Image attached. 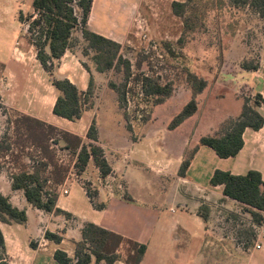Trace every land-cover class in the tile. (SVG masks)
Returning a JSON list of instances; mask_svg holds the SVG:
<instances>
[{"label": "crops", "instance_id": "1", "mask_svg": "<svg viewBox=\"0 0 264 264\" xmlns=\"http://www.w3.org/2000/svg\"><path fill=\"white\" fill-rule=\"evenodd\" d=\"M171 2L183 3L179 0ZM142 4L143 0H93L88 27L95 34L120 44L122 49H125V46L128 48V45H132L129 40L132 39L131 35L136 28V19L141 17ZM18 38L19 35L16 33L0 29V73L9 82H16L18 78L24 76L26 82L34 84L38 82L37 75L42 76L43 79L47 74L38 63L37 53L33 57L34 64L27 63L30 59H27L26 55L31 50L19 47ZM239 60L237 63L235 58L227 59L231 66H228V72L222 75V81L220 79L215 81V77L212 80L205 79L208 87L197 98L199 104L197 113L176 130L167 132L163 141L158 140L159 150L153 149V153L144 160L150 172L152 171L149 167L153 162H158L159 169H162L157 171L158 173H153L159 182L150 185L151 195H146L144 198L142 194L137 196L129 183L126 189L131 201H127L123 195L103 190L98 195V205H104L105 208L97 211L79 184L89 202L90 211L79 214L70 202L63 203L66 197L64 195H60L57 203L59 209L77 219L78 222L70 224L62 217L45 214L34 208L36 211H33L21 192L11 190L9 176L0 172V193L9 197L15 206L25 209L27 213L26 224L0 223L7 262L58 264L54 259L57 250H63L73 259V242L81 239L82 224L93 223L146 246L141 264H214L212 261L209 262V259L219 257L226 259L232 256L238 258L231 262L232 264H261V260L264 261V246L261 250H256L255 246L254 249L231 246L228 238L215 231L213 222L216 211L224 216L228 215L229 219H237L240 215L247 216L252 227L257 230L262 226L259 227L254 223L250 208L226 198L223 195V186L213 187L210 180L216 170L229 172L235 176H244L255 171L261 175L264 182V126L259 131L249 128L245 130L244 147L234 158L220 159L212 149L203 146L198 148L202 137L218 135L217 127L224 121L235 119L240 115L243 100L237 90L241 86L252 94L261 95L264 99V53L260 54L259 69L256 72L244 71L240 66L242 60ZM58 62L57 77L66 78L81 91L87 92L90 74L83 67L81 59L67 52ZM235 65H238V68L233 67ZM45 90L40 88L33 92V99L27 100L25 105L17 103L18 97L10 93L12 91L8 88L1 90L0 96L18 114L38 119L76 135L84 141L89 127L95 120V109L86 111L78 123L58 118L53 114L56 91L51 83ZM218 91L223 93L218 96ZM45 92L48 93L44 94ZM169 101L170 99L161 106L173 104ZM203 103L206 104L205 110ZM258 112L264 118V105L258 109ZM85 120V127H82ZM167 136L172 139L168 140ZM190 148L192 151L197 148L198 150L185 176L180 177V167ZM153 157H156L155 160H151ZM106 158L112 167V173L117 171L119 161L110 162L107 155ZM68 183L69 177L62 188H66ZM30 212H34L38 223L33 230L28 231L24 228H29ZM47 232L61 236L62 243L56 245L47 240L45 238ZM32 243L35 244V248L31 247ZM258 253L262 254L258 256ZM115 264L125 263L120 260Z\"/></svg>", "mask_w": 264, "mask_h": 264}, {"label": "trees", "instance_id": "2", "mask_svg": "<svg viewBox=\"0 0 264 264\" xmlns=\"http://www.w3.org/2000/svg\"><path fill=\"white\" fill-rule=\"evenodd\" d=\"M231 1L244 6L259 20L264 21V0ZM92 4L93 0H33V10L37 17L35 19L31 17L29 33L31 45L37 49V60L42 68L49 72L54 61L60 60L67 52L78 55V50L81 49L83 56L90 58V62L95 65L98 76L106 75L111 71L124 74L121 92L114 83L109 84V89L119 94V102L126 103L128 94H132L131 97L142 96L152 101L153 106L163 105L172 97L174 85L162 84L153 74L143 73L136 77L131 62L124 59L122 55V46L95 34L88 27ZM171 7L173 15L182 20L185 32L191 31L195 26V20L189 13L191 9L189 2H174ZM75 34H77L76 37ZM142 56L145 57L143 54ZM259 57L256 61L242 60L241 68L246 72L258 71ZM82 65L90 74L87 92L81 91L66 78H55L52 81L56 91L53 114L72 123L80 122L86 111L95 109L93 101L95 83L92 73L94 70L86 63ZM133 79L136 82L137 91L127 90ZM186 83L191 91V100L171 120L168 125L169 131L176 130L197 113V98L208 86L205 79L189 71ZM262 105H264V99L259 94L244 97L240 115L227 122L228 126L223 133L202 137L198 148L208 147L220 159L236 157L244 147L245 130L249 128L259 131L263 128L264 118L258 112ZM146 119L149 120V117ZM6 125V131L0 141V172L6 164L12 166V172L9 173L11 190L21 192L26 202L36 210L62 217L70 224L78 222L70 213L57 206L60 197L59 189L68 179L70 167L58 158L56 148L75 158L74 167L80 174L92 161L101 177L110 176L112 167L103 148L98 145L99 131L96 121L93 120L88 129L86 138L90 143L87 145L76 135L23 114L16 115L13 120L9 119ZM198 148L194 149L182 162L179 170L180 177L185 176ZM210 184L213 187L223 186V195L250 208L254 223L259 227L262 225L264 182L258 172L251 171L244 176H235L229 172L216 170ZM81 186L94 209L104 210L105 206L97 205L95 201L97 193L92 194L87 187ZM125 199L131 201L129 197ZM26 222V210L19 209L9 197L0 193V223L23 225ZM80 232L81 239L73 242L74 258H70L63 250H57L54 253V259L58 264H115L122 260L120 250L123 248H125L123 259L125 264L142 263L146 246L102 229L93 223H83ZM45 238L56 245H60L63 241L61 236L50 232L45 234ZM31 247L35 248V244L32 243ZM5 256V243L0 230V264H9Z\"/></svg>", "mask_w": 264, "mask_h": 264}, {"label": "rangeland", "instance_id": "3", "mask_svg": "<svg viewBox=\"0 0 264 264\" xmlns=\"http://www.w3.org/2000/svg\"><path fill=\"white\" fill-rule=\"evenodd\" d=\"M171 1L143 0L141 17L136 19L137 25L131 35L132 39L129 40L132 45H128V48L125 46L122 55L124 59L131 62L136 77L143 73L153 74L162 84H173V98H169V103L173 104L156 107L152 105V101L146 100L142 96L140 98L131 97L132 94H128L127 102L122 104L121 101L119 102V94L108 89L109 84L114 83L121 92L124 74L111 71L106 75L98 76L90 58L84 57L82 50H78L79 56H77L80 57L82 63L90 65L94 70L92 72L95 83L93 101L95 102V121L99 131L98 145L106 152L110 162L119 161L116 162L117 171L104 179L92 161L80 174L74 167L75 158L61 151L60 148H56L58 149V158L70 167L69 183L66 187L70 194L65 197L63 203L70 202L79 214H86L91 209L80 185L87 187L92 194L97 193L95 198L97 205L98 195L103 190L129 197L126 189L129 186L128 183L136 195L142 194L143 198L146 195H151L150 185L153 182H159L153 173H158L157 171L162 169H159L158 162H153L149 167L152 171L150 172L147 162L144 160L153 153V149L159 150L158 140H164L167 132H170L168 125L171 120L191 100V91L186 83L188 71L197 74L202 79L212 80L215 77V81L218 79L222 81V75L228 72V66H231L227 61L228 58H235L237 63L240 61L239 59L256 61L260 54L264 53V21L259 20L244 6L234 4L231 0H179L183 3L189 2L191 8L189 13L195 20L192 30L185 32L182 20L173 15ZM31 17L34 19L37 17L33 10V0H0V29L19 35V47L31 50L26 55V58L30 59V62L27 63L34 64L33 57L37 53V49L31 45L29 33ZM142 25L144 28L139 29V26ZM144 30L147 32L144 33ZM143 35H147L151 41L149 44L144 41ZM74 36L76 37L77 34ZM153 43L157 45L162 59L151 61L150 58H154L155 54L151 53L150 57L143 54V48ZM147 44L148 46H146ZM30 47L32 49H29ZM58 63V61H54L49 72L43 69L47 75L43 79L42 76L37 75L38 82L34 84L26 82L24 76L18 78L16 82H9L0 73V91L10 89L12 91L10 93H14L18 97L17 103L25 105L27 100L33 99L32 96L37 90L41 88L46 91V86L58 78ZM237 66L233 67L238 68ZM134 79L131 80L127 90L137 91ZM241 87L237 91L242 100L244 97L255 95L245 87ZM221 90L224 91L223 88ZM46 93L48 92L44 94ZM222 93L218 91L217 95ZM203 106L205 110L206 104L203 103ZM16 115L18 112L13 111L10 104H7L6 100L3 101L0 96V141L6 131L7 121L13 120ZM147 117L149 120L146 119ZM228 121H224L217 127L218 134L225 131ZM85 124L86 120L82 127H85ZM167 138L168 140L172 139L170 136ZM84 143L87 145L90 142L86 138ZM116 150L119 152L117 153ZM191 153L192 149L190 148L186 152V158ZM155 158L153 157L151 160H155ZM11 172L12 166L8 164L3 166L1 171L6 176H9ZM149 200L151 199L149 198ZM262 216L264 219V213ZM238 217L229 219L228 215L224 216L216 211L213 222L215 231L228 238L231 246L254 249L253 246L260 244L263 247L264 220L262 228L257 230L252 227L247 216L240 215ZM37 220L34 212H30L29 228L24 229L33 230L38 223ZM261 254L258 253V256ZM120 255L123 260L125 248L120 250ZM237 259L236 256L226 259L219 257L213 260L209 259V262L232 264L231 262ZM261 264H264L263 260H261Z\"/></svg>", "mask_w": 264, "mask_h": 264}, {"label": "built area", "instance_id": "4", "mask_svg": "<svg viewBox=\"0 0 264 264\" xmlns=\"http://www.w3.org/2000/svg\"><path fill=\"white\" fill-rule=\"evenodd\" d=\"M143 28H144L143 25H142V26H139V29H143ZM143 32L145 33V32H147V30H144ZM143 38H144V41H145L146 43L148 42V44H149V43L151 42V41H149L147 35H143ZM146 40H147V41H146ZM148 44H147L146 46H148ZM151 53L155 54V55H154V58H153V57L150 58L151 61H154V59H158V60H159V59H162V56H161V54H160V52H159V50H158L157 45H155V43L150 44L148 47L143 48V54H144V55L150 57ZM146 76H147V75H146ZM59 194H60V195L67 196V195H69V191H68V189H66V188H62V187H61V188L59 189ZM255 249H256V250H261V249H262V245H260V244H256Z\"/></svg>", "mask_w": 264, "mask_h": 264}]
</instances>
